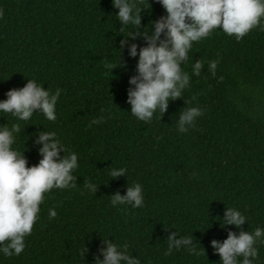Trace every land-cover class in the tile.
I'll list each match as a JSON object with an SVG mask.
<instances>
[{
	"label": "trees",
	"instance_id": "trees-1",
	"mask_svg": "<svg viewBox=\"0 0 264 264\" xmlns=\"http://www.w3.org/2000/svg\"><path fill=\"white\" fill-rule=\"evenodd\" d=\"M139 6L147 8L141 32L154 31L151 22L167 15L157 0ZM0 11V101L28 79L50 94L61 90L55 121L39 111L27 121L0 111V128L20 124L12 148L24 153L28 167L42 159V145L35 143L41 131L56 132L62 145L78 155L77 186L45 194L24 251L11 257L0 252V264H95L103 240L127 243L128 254L140 264H222L211 241L223 242L229 231H241L235 225L221 227L228 207L246 217L244 231L264 230L260 27L239 41L218 28L193 42L181 65L190 76L181 99L170 101L163 117L157 109L151 122H144L131 114L127 100L139 59L130 56V45L146 42L129 39L122 49L132 26L119 30L113 0H0ZM197 60L203 61L199 76L193 73ZM211 61L218 62L215 76ZM185 107H199L203 115L181 133L178 120ZM100 117L103 122L91 123ZM110 168L127 171L113 179ZM85 180L97 186L96 194L84 187ZM136 183L142 186L141 207L112 205L113 195H126ZM52 208L57 216L49 219ZM172 232L178 239L192 237L206 254L192 255L182 247L165 256ZM84 246L89 251L83 258ZM254 247L253 264H264V236ZM237 260L242 264L243 257Z\"/></svg>",
	"mask_w": 264,
	"mask_h": 264
},
{
	"label": "clouds",
	"instance_id": "clouds-1",
	"mask_svg": "<svg viewBox=\"0 0 264 264\" xmlns=\"http://www.w3.org/2000/svg\"><path fill=\"white\" fill-rule=\"evenodd\" d=\"M144 0H113V7L118 9L117 17L121 22V32L125 27L132 26L128 38L121 41L122 49L128 46V40L138 37L146 42L140 47L130 45V56H139L136 67L137 75L130 78L127 103L131 105V114L144 122H151L154 113L159 110L162 117L168 111L169 102L181 99L183 90L190 83V76L182 71V63L187 61L193 42L207 38L211 33L222 28L229 36L242 40L253 28L260 27L264 18V0H157L166 10L167 15L151 22L150 31L141 32ZM151 5V4H150ZM3 12L0 11V18ZM133 29L135 31H133ZM163 36V38H162ZM139 48V52H138ZM217 61L209 62V70L216 74ZM106 68L114 69L110 64ZM203 61L197 60L193 66L196 76L201 74ZM61 90L50 94L44 86L35 80H29L19 89L9 90L7 99L0 101V111L10 113L20 121L29 120L36 111L42 112L49 121L56 120V104ZM196 97L193 96L192 100ZM186 105L191 101L185 100ZM203 115L199 107H185L179 114L178 131L186 133L188 126H194L197 117ZM103 117L91 123L103 122ZM91 127V124L89 125ZM19 123L11 129L6 125L0 128V252L5 256H19L25 249V237L31 235L38 219L40 205L45 194L52 189H68L77 186V177L73 171L78 168V155L69 152L64 147L56 132L41 131L35 143L42 145L39 154L42 157L37 165L28 167L24 153L15 151L14 133H19ZM63 151L64 155L61 156ZM125 168H110L113 179H119L126 174ZM84 187L96 194L98 188L89 180L84 181ZM142 186L136 183L128 186L127 194L117 192L111 197L112 205L128 204L133 208L143 205ZM57 216L55 208L49 210V219ZM221 227L235 225L241 228L236 232L229 231L223 242L213 239L211 246L221 258L222 264H238V257H243L242 264H253L258 257L254 245L264 236V230L256 228L254 234L244 231L242 226L246 217L234 208H227ZM168 249L164 255H171L175 248L186 247L192 255L206 254L204 247L193 243L192 237L177 238L172 232L167 238ZM106 245V248L104 247ZM89 249L84 246L80 256L85 257ZM100 255L95 257V264H140L139 259L128 254V244L122 246L111 240H103L99 249Z\"/></svg>",
	"mask_w": 264,
	"mask_h": 264
}]
</instances>
